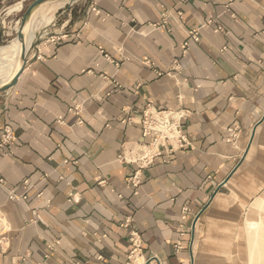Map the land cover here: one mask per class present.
<instances>
[{"label":"crops","instance_id":"crops-1","mask_svg":"<svg viewBox=\"0 0 264 264\" xmlns=\"http://www.w3.org/2000/svg\"><path fill=\"white\" fill-rule=\"evenodd\" d=\"M63 5L0 92V264H235L264 192V0ZM144 111L183 115L186 144L149 145Z\"/></svg>","mask_w":264,"mask_h":264},{"label":"rangeland","instance_id":"rangeland-1","mask_svg":"<svg viewBox=\"0 0 264 264\" xmlns=\"http://www.w3.org/2000/svg\"><path fill=\"white\" fill-rule=\"evenodd\" d=\"M32 1L33 0H0V46L7 45L12 42L13 39H17L16 31L17 27L19 26L20 19L24 10ZM60 11L61 9L54 13V21L56 20V17ZM52 23H50L48 26H51ZM44 25L45 24H42L40 28H42ZM54 25L56 26V22ZM38 33L40 34V39L38 40L39 42L42 40L41 36L44 33V27L42 29H38L35 34ZM257 238L258 240L256 241ZM263 242L264 192L261 193L257 198L253 199V201L247 202L246 206L244 207L238 240L235 248V264H256L255 262H257V257L260 260L258 256L260 250L264 248V244H260Z\"/></svg>","mask_w":264,"mask_h":264},{"label":"built area","instance_id":"built-area-1","mask_svg":"<svg viewBox=\"0 0 264 264\" xmlns=\"http://www.w3.org/2000/svg\"><path fill=\"white\" fill-rule=\"evenodd\" d=\"M93 11H95V13L99 14V10L97 9V7H92ZM180 14V13H179ZM212 21H206L201 25L202 27H206L207 25H209ZM159 26H166L167 22L165 19H163L160 23H158ZM222 27L217 26L215 31H221ZM192 39L194 41H198L199 40V32L198 29L192 30L190 32ZM54 40V39H53ZM189 44L188 43H184L182 45L183 51H186L188 49ZM143 62L149 66H153L154 63L148 58L145 57L143 59ZM117 65V64H116ZM75 111H77V108H74ZM177 115V114H175ZM172 113H168V112H164V111H160V112H156V113H149L148 111H144L142 113V117H141V127H142V135L143 137H147L151 139V142L149 143V145H155L157 144L158 140H170V139H174L177 141V145L182 147L186 144V139L184 138V136L180 133L179 127V119H181L183 117V115H178V119L175 120L174 116ZM14 138V133L12 131V129L9 126L4 127L2 135L0 137V148L6 146L12 139ZM174 147V146H172ZM160 152H155L154 150L148 149L145 151H142V155L140 156V161H142V163H149L152 161V159L159 155ZM137 159V158H136ZM134 159V160H136ZM122 160L126 161V158L122 156ZM130 161H133L130 159ZM138 171H136L134 173V175H132L129 178V181L132 185L136 186L138 184ZM0 182H3V180L1 179ZM27 184V183H25ZM41 196V193L38 194V197ZM8 198L10 200H17L19 198L25 199L26 196L25 195H17L13 190H11L8 194ZM47 204L50 203L49 200H46ZM137 237L136 235H132L131 236V242L132 245L134 247H137Z\"/></svg>","mask_w":264,"mask_h":264},{"label":"bare ground","instance_id":"bare-ground-1","mask_svg":"<svg viewBox=\"0 0 264 264\" xmlns=\"http://www.w3.org/2000/svg\"><path fill=\"white\" fill-rule=\"evenodd\" d=\"M63 4L64 1H52L42 6L39 10L34 13L31 22L25 29V45L27 48L33 42L35 33L38 31V29H42L43 27L49 25L53 20L52 17L56 12L57 8ZM42 24L45 25L40 28ZM20 50L21 43L17 39H13L12 42L7 45L0 46V85L8 81L18 69V59ZM258 238L256 239V241L258 240ZM260 244H264V242ZM258 256L260 260L257 257V262L255 263L264 264V248L260 250Z\"/></svg>","mask_w":264,"mask_h":264},{"label":"water","instance_id":"water-1","mask_svg":"<svg viewBox=\"0 0 264 264\" xmlns=\"http://www.w3.org/2000/svg\"><path fill=\"white\" fill-rule=\"evenodd\" d=\"M52 1H56V0H33L24 10L22 17L20 19L19 22V26L17 27V40L21 43V50H20V54H19V59H18V69L16 70V72L13 74V76L6 81L5 83L0 85V92L10 88L11 86H13L18 77L20 76V74L23 72L29 56L32 52V50L35 48V46L38 44V40L40 39V34H35V39L33 40V42L29 45V47L27 48L25 45V29L27 28V26L29 25V23L31 22V19L34 15V13L45 3L48 2H52ZM59 1H64V5L65 6H69L72 3H74L77 0H59Z\"/></svg>","mask_w":264,"mask_h":264}]
</instances>
